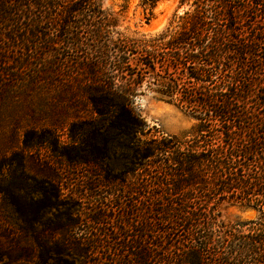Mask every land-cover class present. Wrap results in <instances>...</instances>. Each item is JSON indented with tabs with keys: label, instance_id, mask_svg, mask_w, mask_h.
<instances>
[{
	"label": "trees",
	"instance_id": "trees-1",
	"mask_svg": "<svg viewBox=\"0 0 264 264\" xmlns=\"http://www.w3.org/2000/svg\"><path fill=\"white\" fill-rule=\"evenodd\" d=\"M155 2L144 0L149 15ZM180 5L176 24L133 37L115 31L102 0H0V118L15 117L0 171L16 164L13 184L0 175L1 207L29 229L0 238V262L35 248L42 264H264V0ZM145 91L196 116L193 133L150 128L134 106ZM23 117L37 141L19 146ZM41 148L95 168L114 200L82 183L79 196L94 200L78 209L44 181L35 201L24 153ZM225 204L258 217L226 224Z\"/></svg>",
	"mask_w": 264,
	"mask_h": 264
},
{
	"label": "rangeland",
	"instance_id": "rangeland-1",
	"mask_svg": "<svg viewBox=\"0 0 264 264\" xmlns=\"http://www.w3.org/2000/svg\"><path fill=\"white\" fill-rule=\"evenodd\" d=\"M143 3L144 0H102L103 8L116 17L117 22L114 28L115 31L133 37L142 34H156L161 32L167 29L171 24H176L178 21L177 17L182 15L185 10L189 9L188 6L180 5L181 0H156L151 10V15H149V9H146ZM147 18H149L148 21ZM134 106L140 112L150 128L160 130L166 134L188 136L193 133L198 124L196 116L177 108L172 104L166 103L149 91H145L143 94H137L134 98ZM14 118L8 120L4 117L0 118L2 120L0 122H4L0 125V130L3 129L5 131L3 134L0 132V143L9 140L10 130L14 127L13 124L15 123ZM25 119L26 121H23ZM20 120L21 121L18 122L15 127L21 129L18 137L19 146L23 142H26V139L31 143H36V135L33 132H29L30 128L34 125L28 122L27 117H23V119ZM25 130H27L26 136L24 135ZM57 135V141L61 149L71 148L70 139L65 134L59 133ZM24 154L26 156V168L30 178H32L27 184L32 186L31 190L33 191H30V193L35 201L42 199L43 196L40 194V188L45 182L55 185L59 182L61 188H64L62 191L63 196L61 198L65 199L67 202L71 201L73 206L79 204V206L75 208H82L84 203L92 201L94 198H97L96 200L103 198L105 201L110 202L116 197V194H107V192H105L106 189L101 187L102 178L94 175L95 168L78 166L72 169L65 166L63 162L62 166L61 160L57 158L56 153L44 148L37 151H28ZM10 160H12V156ZM15 167L16 164L14 163L12 166L5 165L1 168V182L4 183V186H10L14 183L13 172ZM115 168L116 172H118L117 170L119 167L115 165ZM82 183H89V185L90 183H94L95 186H97V189H99V195L94 198L88 196L82 199V197L79 196V186ZM123 187L124 186L118 184L117 189H123ZM124 190H126V186ZM87 195H89V193H87ZM118 195L119 194H117V196ZM1 203L2 200L0 198V238L6 236L10 232L15 234V238L21 237L20 232L24 229L29 232V229L20 214L15 213L10 209H2ZM42 213V211H38L40 216H42ZM56 213L55 210L47 211V213L43 214V218L45 220H53ZM257 217L258 212L256 210L236 204H225L221 213V219L226 224L246 222L254 220ZM36 229L37 231H40L43 229V226L37 225ZM73 231L80 233L82 232V229H75ZM22 243V249L24 247H28L29 249L37 246L34 242L24 241ZM32 254L34 257L31 260H20L14 264H42L41 260L38 258L39 253L35 248H32ZM88 254L92 257H96L100 255V252L98 250H91ZM46 263L53 264L50 261ZM0 264L10 263L5 260L1 261Z\"/></svg>",
	"mask_w": 264,
	"mask_h": 264
}]
</instances>
